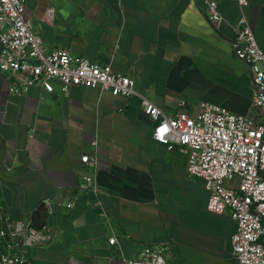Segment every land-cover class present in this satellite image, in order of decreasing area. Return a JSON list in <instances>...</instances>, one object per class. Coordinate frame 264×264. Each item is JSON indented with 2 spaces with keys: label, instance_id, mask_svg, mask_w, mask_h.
<instances>
[{
  "label": "crops",
  "instance_id": "crops-1",
  "mask_svg": "<svg viewBox=\"0 0 264 264\" xmlns=\"http://www.w3.org/2000/svg\"><path fill=\"white\" fill-rule=\"evenodd\" d=\"M218 0L225 18L214 26L203 0H28L26 14L46 46L103 64L136 80L126 97L92 86L70 95L31 84L11 91L22 74L0 71V179L14 219L32 216L45 198L68 199L91 172L82 156L98 139L102 199L109 222L84 196L71 210L45 217L54 239L28 248L36 264H124L154 243L171 245L170 264H237L229 211L208 209L204 179L190 175L187 157L153 138L144 96L175 115L182 100L194 112L203 102L245 113L253 101L249 66L234 51V25L244 15L264 47V0ZM51 24L41 21L48 6ZM1 52V44H0ZM30 127H35L29 138ZM10 167V169H7ZM116 233L118 243H109Z\"/></svg>",
  "mask_w": 264,
  "mask_h": 264
},
{
  "label": "built area",
  "instance_id": "built-area-1",
  "mask_svg": "<svg viewBox=\"0 0 264 264\" xmlns=\"http://www.w3.org/2000/svg\"><path fill=\"white\" fill-rule=\"evenodd\" d=\"M27 1L0 0V71L27 77L25 83L13 80L11 91L24 93L31 84L51 91L52 80H58L66 96L74 86L97 87L126 97L137 95L135 78L115 72L110 63L93 62L61 47L48 48L39 25L26 14ZM237 1L242 8L249 3ZM203 4L214 26L225 21L218 0H203ZM55 13L56 7L48 6L41 21L51 24ZM234 32L235 55L248 64L254 85L247 112L237 113L212 102H203L192 112L188 102L182 100L180 110L169 115L148 98L140 97L153 122V138L168 150L186 155L188 173L203 178L209 191L208 209L219 214L229 211L236 221L230 245L237 264H264V47L258 44L246 16L234 25ZM34 133L35 127H30V139ZM91 145L93 152L82 156L91 172L81 178L68 199H43L48 215L71 210L88 196L109 222L99 182L102 167L98 139ZM2 189L0 179V264H36L28 248L51 242L55 231L36 226L32 216L12 218L3 202ZM109 243H118L115 232ZM170 258V243H154L145 246L138 257L125 259L124 264H170Z\"/></svg>",
  "mask_w": 264,
  "mask_h": 264
},
{
  "label": "water",
  "instance_id": "water-1",
  "mask_svg": "<svg viewBox=\"0 0 264 264\" xmlns=\"http://www.w3.org/2000/svg\"><path fill=\"white\" fill-rule=\"evenodd\" d=\"M47 216V210L44 204H42L38 209L32 214V220L34 224L38 227L45 225V217Z\"/></svg>",
  "mask_w": 264,
  "mask_h": 264
}]
</instances>
